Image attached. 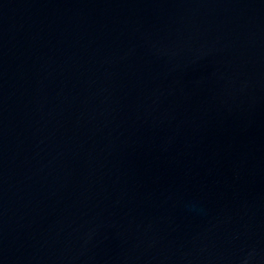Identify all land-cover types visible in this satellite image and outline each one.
I'll use <instances>...</instances> for the list:
<instances>
[{
    "label": "water",
    "instance_id": "water-1",
    "mask_svg": "<svg viewBox=\"0 0 264 264\" xmlns=\"http://www.w3.org/2000/svg\"><path fill=\"white\" fill-rule=\"evenodd\" d=\"M0 264H264V0H0Z\"/></svg>",
    "mask_w": 264,
    "mask_h": 264
}]
</instances>
